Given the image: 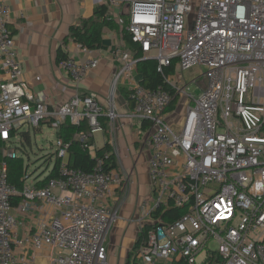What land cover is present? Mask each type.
Listing matches in <instances>:
<instances>
[{
    "label": "built area",
    "instance_id": "2783aa9c",
    "mask_svg": "<svg viewBox=\"0 0 264 264\" xmlns=\"http://www.w3.org/2000/svg\"><path fill=\"white\" fill-rule=\"evenodd\" d=\"M105 4L107 16L127 32L140 56L113 52L121 67L105 106L95 94L77 91L53 105L45 91L23 80L8 30L10 10L0 0V264H33L43 251L48 264H107L105 238L119 210L105 200L122 179L104 170L103 158L89 142L93 133L103 131L101 118L109 124L118 118L113 92L121 78L130 85L133 107L127 117L149 125L151 194L138 206L143 237L133 252L135 262L264 264V0ZM146 59L156 62L169 89L133 81L132 72ZM100 62L99 57L68 56L57 67L77 90ZM174 62V74L167 75ZM193 68L199 75L186 83L184 75ZM199 79L206 85L195 97L187 93L188 86ZM175 99L185 118L181 131L166 121ZM63 122L86 123L87 133L73 139L93 160L91 170L71 167L70 144L56 137L57 177L42 188L37 179L27 185L26 174L21 189L11 184L7 160L19 158L14 139L18 136L24 147V127L48 124L57 131ZM47 208L57 212L48 223L40 218ZM30 212L35 215L27 221ZM201 254L205 258L198 263Z\"/></svg>",
    "mask_w": 264,
    "mask_h": 264
},
{
    "label": "crops",
    "instance_id": "0c3cea01",
    "mask_svg": "<svg viewBox=\"0 0 264 264\" xmlns=\"http://www.w3.org/2000/svg\"><path fill=\"white\" fill-rule=\"evenodd\" d=\"M3 1L10 10L8 30L23 70V80L27 85L36 91H45L48 101L53 105L64 103L77 91L81 94H95L100 104L105 106L113 76L121 67V61L113 58V52L119 50L131 55L121 34L105 29L102 36L104 49L101 50H82L72 41L65 48L62 47L68 56L101 59L99 67L78 85L77 90L56 63V51L68 35L69 28L78 25L82 19L90 18L94 9L105 3V0ZM131 77L135 82L141 80L136 70ZM201 80L198 84L204 88L206 81ZM63 87L66 88L65 93H62ZM129 89L128 79L121 78L113 92L118 118L113 124H109L106 118H101L106 126V130L102 131L104 139L106 141L107 135L115 155L117 168L112 173L117 174L122 179L121 183L123 182L122 185L114 184L105 200L109 207L119 210V217L105 238L110 257L108 264H113L116 255L128 258L134 252L132 248L139 234L138 206L143 198L151 194L147 173L150 152L146 142L149 125L145 121L127 117L132 109L128 103ZM184 120L180 100H176L173 111L166 113V121L175 131H181ZM131 179L132 186L137 187L135 201V197L129 195L131 190L127 191ZM12 213H16L15 210ZM34 215L30 212L26 220ZM55 216L57 212L47 208L40 218L48 223ZM36 221L32 220L31 223ZM33 264H48L47 251L37 254Z\"/></svg>",
    "mask_w": 264,
    "mask_h": 264
},
{
    "label": "trees",
    "instance_id": "16d2710c",
    "mask_svg": "<svg viewBox=\"0 0 264 264\" xmlns=\"http://www.w3.org/2000/svg\"><path fill=\"white\" fill-rule=\"evenodd\" d=\"M105 29L109 31H116L119 34H121L123 42L131 51L133 56L136 58L140 56L137 45L131 41V38L127 34V32L124 30L121 31L118 25L115 24L113 20L107 16V5L103 3L102 5L97 6L94 9L93 14L90 18L82 19L78 25H74L69 28L68 35L64 38L61 45L56 51V63L58 64L60 61L68 57V54L62 49V47L65 48L69 41H72L75 44L79 45L80 47L89 51L104 49V46L102 44V36H103V31ZM156 66H157L156 62L152 59H146L138 63L136 67V71L141 76V80L139 81V83L147 88L163 87L165 89H169L168 86L165 84L163 77L159 73H157ZM174 67H175V62L172 67L168 68L165 71V73L167 75H173ZM128 103L132 108L133 107L132 103L131 102ZM175 105H176V99L172 102V104L168 108V111H173ZM101 124L103 131H105L106 126L102 119H101ZM87 131L88 128L85 122L81 123L79 126H73L70 125L68 122H63L59 126V129L56 131V137L63 140L65 143L70 144L68 151L69 165L74 168L90 171L93 165V160L88 155L87 151L82 147V143L73 139L75 134L87 133ZM21 137L24 143L30 144L29 133L27 132L23 133L21 134ZM107 138L108 137L106 135V141L103 147L100 149H96V155L98 157L103 158L104 170L106 172H112L113 170H116L117 165H116L113 148L109 144ZM91 143H93V139L90 140L89 144ZM1 147L2 144L0 142V163L2 161ZM7 164H8L9 182L15 185L18 189H21L23 186L22 177L25 174V168L23 166V162L21 158L15 160H7ZM57 164L58 163H55L53 169L49 172L46 178H44L43 180L37 179V183H36L37 187L42 188L47 184V182L50 179L57 177ZM19 201L20 199L18 198V200L14 204H17ZM177 215L179 216V213H176V216ZM142 237H143V232L138 234L136 240L137 242L133 247V251L136 250L138 244L142 240ZM131 254L133 256V253ZM132 256H131L132 261L129 262L128 260L125 264H137Z\"/></svg>",
    "mask_w": 264,
    "mask_h": 264
},
{
    "label": "rangeland",
    "instance_id": "374dc122",
    "mask_svg": "<svg viewBox=\"0 0 264 264\" xmlns=\"http://www.w3.org/2000/svg\"><path fill=\"white\" fill-rule=\"evenodd\" d=\"M194 13L195 10L191 14V17L193 16ZM199 71L200 70L198 68H193L192 70L186 72V75H184L185 82L187 83L188 81L187 79L190 78L191 76L193 77L198 76ZM205 71L206 70L203 69V72ZM178 73H180L179 70H177V74ZM188 73H193V74L189 75ZM170 80L172 81V79ZM198 81L200 82L202 80L199 79ZM178 86L183 87L184 85L179 83ZM187 93H191L195 97H197L201 93V87L199 86V84L197 85L196 83L190 84L188 86ZM24 128L29 133L30 144L25 143L24 147H22L18 136L14 139V141L16 144L15 147L17 148L16 152L18 154V157L21 158L23 162V166L25 168V174L28 176V180H26V184L30 185L34 183L36 179L43 180L44 178H46L54 166L55 151H56V147L54 146L56 141V129L55 127L49 126L48 124H41L40 128L38 129L27 128V127ZM92 137H93L94 147L96 149L102 148L103 145L105 144V139H104L105 137L103 132L97 131L93 133ZM129 189L131 190V192H129L130 193L129 195L135 197L134 198L135 201L137 195V187L132 186V179L131 181H129L127 191ZM210 248L214 249L215 245L214 244L210 245ZM131 256L129 259V256L127 258L124 255L123 257H119L118 255H116L113 264H123L128 260L130 262L132 261ZM204 258H205V254H201L198 257L197 262L200 263ZM109 259L110 257L107 258V262H109ZM137 263L139 264V260H137Z\"/></svg>",
    "mask_w": 264,
    "mask_h": 264
},
{
    "label": "water",
    "instance_id": "95a60500",
    "mask_svg": "<svg viewBox=\"0 0 264 264\" xmlns=\"http://www.w3.org/2000/svg\"><path fill=\"white\" fill-rule=\"evenodd\" d=\"M137 242V241H136ZM136 242H135V244H136Z\"/></svg>",
    "mask_w": 264,
    "mask_h": 264
}]
</instances>
